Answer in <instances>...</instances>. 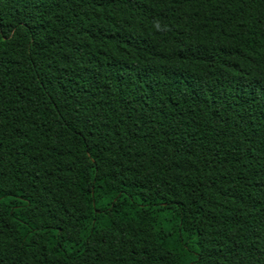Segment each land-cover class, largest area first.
I'll use <instances>...</instances> for the list:
<instances>
[{
  "label": "trees",
  "instance_id": "obj_1",
  "mask_svg": "<svg viewBox=\"0 0 264 264\" xmlns=\"http://www.w3.org/2000/svg\"><path fill=\"white\" fill-rule=\"evenodd\" d=\"M0 264H264V0H0Z\"/></svg>",
  "mask_w": 264,
  "mask_h": 264
}]
</instances>
